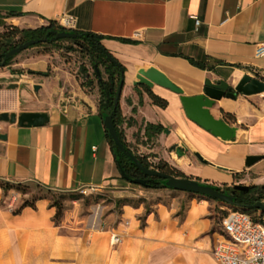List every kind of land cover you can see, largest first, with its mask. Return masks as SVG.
I'll return each mask as SVG.
<instances>
[{"label": "crops", "instance_id": "crops-1", "mask_svg": "<svg viewBox=\"0 0 264 264\" xmlns=\"http://www.w3.org/2000/svg\"><path fill=\"white\" fill-rule=\"evenodd\" d=\"M67 14L76 17L73 30L101 35L126 68L119 102L129 145L193 179L264 187V92L215 100L211 115L235 128L233 138L225 140L188 117L181 94L159 84L149 88L137 78L140 70L155 68L189 97L204 94L206 86L235 87L244 75L264 81V57L256 55L257 44L264 42V0H0V32L7 25L59 23ZM48 65V57L29 53L0 68V86L17 87L0 90V113L49 117L38 126L0 120V180L67 192L117 187L125 179L106 135L97 81L82 86L63 70L50 76ZM148 89L167 105L155 104ZM147 123L166 131L147 136ZM248 156L261 159L247 165ZM156 191L169 197L154 210L124 205L125 222L105 231L122 236L114 247L106 235L87 243L48 237L55 232L48 201L14 214L2 207L0 186V264H220L213 251L225 213L219 216L216 202Z\"/></svg>", "mask_w": 264, "mask_h": 264}, {"label": "rangeland", "instance_id": "rangeland-1", "mask_svg": "<svg viewBox=\"0 0 264 264\" xmlns=\"http://www.w3.org/2000/svg\"><path fill=\"white\" fill-rule=\"evenodd\" d=\"M29 53L35 57H48L49 65L45 71L47 75L55 76L54 74L57 71L63 70L80 82L85 79L86 73L95 79L94 66L91 63V58L83 50L82 46L73 40L64 39L56 44H43L27 48L18 53L12 62L24 58ZM56 67L58 69H55ZM100 69L105 76L104 68L100 67ZM41 78L42 75L39 76V79ZM16 88L11 89L6 84L0 86V90H15ZM130 146L134 154L148 156V154L142 151L140 146L136 144H130ZM152 156V161H158L153 159ZM12 185L11 189L4 191L1 200L2 207L10 208L14 212L26 201L36 203L38 200L45 199L48 201L49 207L53 208V214L50 216L49 222L50 227H53L55 231L54 233L50 232L48 237L56 238L58 236H64L65 238L76 241L81 240L83 243H87L90 239L104 235H106L107 243H109L111 231L106 234L105 231L110 230L112 226L116 227L121 222H125L122 218L124 205L130 204L132 206H138L142 204L146 208L147 213L150 210H154V204L160 201L167 202L169 197L159 194L155 189H149L141 184H136L128 180H124L117 187H106L105 189L83 188L69 192L46 189L35 182L12 183ZM223 189L226 188L224 187ZM163 190L171 191L177 195L185 194L206 198V196L196 193L171 190L169 188ZM229 192L231 193V190ZM260 193L262 194L264 191ZM214 201L216 202L219 216H222L228 209L232 208L231 205L220 200ZM55 202L62 205L59 218L55 216L57 208L55 206L52 207ZM260 213H263L261 209L253 212L252 215L258 216ZM140 218L141 226L145 225V214ZM67 248H71V246H66ZM60 258L54 257V259ZM34 264L40 263L34 262Z\"/></svg>", "mask_w": 264, "mask_h": 264}, {"label": "trees", "instance_id": "trees-1", "mask_svg": "<svg viewBox=\"0 0 264 264\" xmlns=\"http://www.w3.org/2000/svg\"><path fill=\"white\" fill-rule=\"evenodd\" d=\"M64 30L65 28L58 25V23L55 21H51L48 24L42 25L37 28H19L18 26L15 25L5 26L4 30L0 32V68L6 67L9 64H11L13 58L17 55L16 54L7 58L6 54L10 50L20 45L21 43L30 40L37 41L35 44L31 45L30 47L39 46L43 44L46 45L56 44L57 42L64 39H70L78 43L80 46H82L83 50H85L86 53L91 58V63L94 66V76H95L94 79L88 73H86L85 79L81 81V84L82 86H91L94 85L95 81H97L100 94L103 97V101L101 103V115L103 116L104 113L112 115L119 138L122 141L125 148L124 150H122L119 146H117L112 140L108 131L106 130L107 138L110 142L112 151L114 153L116 167L119 170L120 174L121 171H124V173L127 176V178H125L123 175H121V178L128 180L130 182H133L132 181L133 179H145L146 184L143 186L149 189L158 190V189L169 188L164 184L165 179L156 176L146 175L128 155L129 153H133V151L126 139L125 131L121 127L122 124L125 122V118L122 115L120 102L115 104L117 89L119 87L120 82L124 78V73L126 70L125 66L117 58H115L110 53V51L103 45L102 43L103 37L101 35L94 33L92 31L72 30L70 32L75 33L76 36L66 37V38L58 37L57 35ZM109 56H112L116 60V63L112 62L109 59ZM191 61L194 64L202 66L201 63H197L193 60ZM96 67L100 70L101 78H99V75L96 71ZM100 67L104 68L105 76L103 75ZM148 93L155 104L161 107H165L167 105L168 103L167 100L154 94L151 91V89H148ZM140 103H142V99L140 100ZM230 116L231 115H228V117ZM127 123L128 126L132 125V122L130 120L127 121ZM151 131L153 134H158L166 130L160 124L156 125L153 123H147L145 127V134L147 136H150ZM134 155L146 168L159 170L163 173L170 174L177 178L193 179L192 177L186 176L182 171L171 166L168 162L164 160L152 161V159H149L148 156L137 155V154ZM196 180L204 184H210L214 189L218 191H224L230 193L229 190H231V193L234 196V203L231 206L243 208L246 212L250 213L251 215L253 212L258 211L260 209L259 207H257L256 204L259 202H263L264 200V193L262 194L260 193L261 191H264V187L251 185L249 191L247 192L246 191L233 192V187H225L226 189H223L224 187H221L219 185L208 183L207 181H201L200 179H196ZM0 186L4 191H7L11 189L13 185L10 182L0 180ZM53 206L57 208V212L55 216L56 218H59L62 211V205L60 203L55 202L52 205V207ZM25 207H32L35 209L36 203L26 201L21 205V207L17 211H14L13 213L18 214Z\"/></svg>", "mask_w": 264, "mask_h": 264}, {"label": "water", "instance_id": "water-1", "mask_svg": "<svg viewBox=\"0 0 264 264\" xmlns=\"http://www.w3.org/2000/svg\"><path fill=\"white\" fill-rule=\"evenodd\" d=\"M72 30H64L61 31L57 36L66 38V37H74L75 33L70 32ZM36 40H30L20 45L14 47L10 50L6 57H11L20 53L21 51L27 49L31 45L35 44ZM109 59L112 62L116 63V60L109 56ZM96 71L101 78L100 70L96 67ZM137 78L140 83L147 85L149 88H152L154 84H159L165 88H168L178 94H181V101L186 110L188 117L192 120L198 122L204 128L212 131L216 136H220L225 140H231L235 134V128L231 127L229 124L224 122L222 119L214 118L210 113V108L214 105L215 100L221 99L222 97L236 98L238 93H242L243 95H253L260 94L264 92V81L252 77L250 75H244L239 83L235 87H229L228 89H220L213 86H206L205 93L198 96H185L183 95L182 89L177 87L172 81H170L164 74L158 71L155 68H149L147 70H140ZM124 86V78L119 84L117 89L115 104L120 101L122 90ZM40 85H35V90H38ZM48 114L45 112H31V111H23L19 115L17 113H9L2 112L0 113V120L2 121H10L12 123L16 122L21 126H38L43 125L48 121ZM104 126L111 136L114 143L119 146L122 150H124V145L119 138L118 132L116 130L113 117L111 114L104 113ZM174 148L182 153L181 147L174 146ZM129 157L135 162V164L146 174L149 176H156L162 179H165L164 184L174 190L196 193L206 196L209 199L220 200L229 205L234 203V196L232 193H227L224 191H218L214 189L210 184H204L202 182L197 181L196 179L191 178H177L167 173H163L159 170H155L152 168H146L134 155V153H129ZM196 157L202 160L199 154H196ZM261 159L260 156H248L246 164L252 165L256 161ZM121 175L127 178L124 171H121ZM133 183L145 185V179H133ZM250 186L245 184H235L233 186V192L235 191H249ZM264 212V202H259L256 204Z\"/></svg>", "mask_w": 264, "mask_h": 264}, {"label": "built area", "instance_id": "built-area-1", "mask_svg": "<svg viewBox=\"0 0 264 264\" xmlns=\"http://www.w3.org/2000/svg\"><path fill=\"white\" fill-rule=\"evenodd\" d=\"M196 23L200 24L198 18ZM75 24L76 17L71 14L62 16L58 23L66 30H73ZM256 55L264 57V42L257 44ZM122 240L116 232L110 235L114 247ZM213 253L220 264H264V212L254 217L240 207L228 209Z\"/></svg>", "mask_w": 264, "mask_h": 264}, {"label": "flooded vegetation", "instance_id": "flooded-vegetation-1", "mask_svg": "<svg viewBox=\"0 0 264 264\" xmlns=\"http://www.w3.org/2000/svg\"><path fill=\"white\" fill-rule=\"evenodd\" d=\"M37 74H40V73H37Z\"/></svg>", "mask_w": 264, "mask_h": 264}]
</instances>
